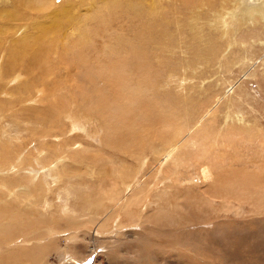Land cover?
<instances>
[{
    "label": "rangeland",
    "instance_id": "obj_1",
    "mask_svg": "<svg viewBox=\"0 0 264 264\" xmlns=\"http://www.w3.org/2000/svg\"><path fill=\"white\" fill-rule=\"evenodd\" d=\"M2 1L4 0H0L2 11L18 8L21 15L13 22L14 26H18L17 29L9 28L11 36L5 38L8 41L2 40L3 45L0 44V64L9 56L8 48H11L14 42L17 49L25 51L22 44L26 35H32L30 32L38 35V25L41 26L42 21L46 20L41 17L43 11L38 13L36 9L31 10L27 5H20L21 0L7 5L2 4ZM33 1L42 5L41 0H38V3L37 0ZM51 1L53 8L58 7L59 15L64 12L65 5L71 1H75L77 5L74 7V4H70L76 9V15L83 16L87 12L85 6L78 5L81 0ZM94 1L98 0H90L86 5L92 6L90 4ZM198 1L206 5L207 11L202 6H195ZM159 2L160 8H158ZM144 3L153 5L162 13L158 18L157 32H152L145 24L147 18H139L135 21L134 18L119 12L112 17H105L108 22L110 21V26L102 27L109 46L117 44L121 37L126 38L128 33L129 36L135 37V44L138 43L139 48L142 36H147V43L149 41L150 44H154L153 40L157 42L156 45L144 47L146 58L142 57V54L140 58L146 63L153 62L150 68L156 67L154 71L148 64H146L148 67L145 66L148 70L145 67L144 70H140L139 67L135 69L130 64L129 69L135 73V77L139 76L141 79L139 77L138 79L144 82H140V85L134 78L128 86L119 85L120 91H123L121 95H116L113 90L107 89V78L104 83L95 78L100 85L102 95L96 92V88L87 80L85 73L96 68V61L92 59L96 58L94 55L88 58L89 65L85 66L87 63L82 65L85 73L79 74V78L77 74L74 75L73 80L77 77L79 83L73 88L69 86V78L64 77L63 74H69L71 71H63L58 61L62 60V56H67L66 51L72 48L76 39L74 35L72 40L65 42V35L73 30L71 27L67 26L56 35V39L59 36L63 37L57 47L48 46L46 38L40 40L42 49H48L53 54H50L53 57L51 61L57 64L49 62V71L53 68L56 72L51 79L56 86H62V89H58L60 95L57 102H49L50 109H45L46 111L41 112L39 116L35 114L33 117L45 118L49 133H56V136L48 140V147L33 140L32 145L24 148L22 155L26 163H30L26 156L27 147H32L35 155L36 149L46 152L43 154L44 160L47 161L45 165L49 167L54 162V169L61 175H66L65 178H61L65 181L60 182L53 190L58 191L57 189L61 187L69 191L71 203L73 202L72 205L77 209V213L67 211L61 212V217L57 218V214L53 216L54 207L61 198H56L51 191L50 194L54 198L51 197L52 212H47L46 218L44 216L41 220L34 211L36 213L33 216L34 222L39 221V224L34 226L31 224L28 227L29 222L18 220L23 216L16 219L18 211L4 212V203H0L2 209L0 238L3 237L4 232L12 236H6L12 238L8 243L5 239L0 242L2 247H0V264H264V17L243 12L237 7L236 0L226 2L225 0H145ZM154 18L151 17V20ZM99 21L96 19L89 21L92 24L90 25L92 35H95L93 31L99 33L102 30L98 26ZM2 27L0 26V29ZM2 31L3 28L0 32ZM203 36H206L205 41L202 40ZM100 42L103 45L106 41L101 39ZM226 47L230 49L227 50ZM123 48H125L123 45L119 47L115 54L117 57L124 56L121 50ZM222 50L228 52L225 57L221 55ZM241 55L243 58L240 57ZM121 57L119 56L118 59ZM157 58L162 60L163 66L157 63ZM119 69H125L122 72L127 70V76L131 74L132 78V73L128 75L129 69L121 66ZM40 71L37 74H40ZM148 73L150 79L146 76ZM246 73L248 79L245 78ZM22 75L27 78L24 72ZM51 86L52 89L55 88L53 84ZM127 87L132 89L128 90ZM67 88L72 89V92H67ZM78 88L80 89L77 91ZM72 95L78 100L75 107L82 108H87L104 98L102 103L104 115L101 117L107 119V123L101 118L95 120L77 110L66 117L65 112L67 113L68 109L65 103L69 102ZM216 95L221 98L218 100ZM212 106L213 111L197 128L196 121L200 120L202 114L209 111ZM36 107H39V104ZM32 113L34 114L35 111ZM131 113L136 117L133 118ZM76 114L78 119L73 116ZM62 118L65 119L64 122H61ZM125 122L133 125L127 126ZM108 123L112 127L110 130L107 128ZM31 127L36 128V133L39 132V128L35 125ZM129 127L131 130L128 129ZM29 131L23 135L27 138L24 141L25 145L32 137L33 130L30 128ZM181 134L185 138L180 146L185 148V157L175 162L174 160L180 155L175 153L173 160L171 158L164 160L166 150H171L169 146L180 138ZM6 160L7 156L4 158V166L7 164ZM206 163H210L216 169L217 179L214 181L204 182L200 178L199 169ZM122 165L129 169L132 167L129 170L130 177L134 171L138 176L145 177L144 182H147L143 186L147 185L149 189L139 196L136 205H130L133 209L127 207V201L121 204L117 217L114 216L115 219L109 220L107 225H102L103 221L94 225L83 224V220L98 210L102 213L101 209L97 210L95 201L105 199L110 195V191L113 192L116 188L126 192L134 182L126 183V179L122 178V170L118 169ZM37 167L43 170L42 166L37 165ZM14 173L15 171L7 173V169H0L1 178L7 175L12 177ZM48 179L54 183L52 175ZM66 180L69 181L67 186ZM154 184L158 185L159 189ZM17 188L15 191L16 194H20V201L26 198L28 208L30 203L33 206L34 198L27 197L19 192V187ZM106 189L109 190L105 192ZM13 192H9L11 196L6 193L9 197L4 202L16 196ZM115 205L116 203L111 205L106 202L104 206L108 207L106 210L109 212L108 209ZM91 207L93 209H90ZM28 211H31V208ZM132 211L135 212L131 213ZM9 213L11 215L15 213L14 217L7 215ZM48 217L52 224L48 222ZM100 217L102 218V214L99 215ZM34 235L43 240L41 245L49 241H52V244L42 249L39 246L26 247V244L32 242ZM37 238L33 242H37ZM22 251L27 254L24 255Z\"/></svg>",
    "mask_w": 264,
    "mask_h": 264
},
{
    "label": "bare ground",
    "instance_id": "obj_2",
    "mask_svg": "<svg viewBox=\"0 0 264 264\" xmlns=\"http://www.w3.org/2000/svg\"><path fill=\"white\" fill-rule=\"evenodd\" d=\"M89 1L90 0H81L80 3L78 4V5H81V7L82 6H85L86 7L87 12H86V14L84 13L83 16H79L81 14L76 15V13H75V10L76 9L73 8V6H70V4H74L75 5V1H71V2L67 3L65 5V8H63V11L64 12L61 15L58 14V7L57 6H55L54 8L51 6L52 5V1L51 0H41L42 5L36 4L33 0H21V1H19L20 5H27L28 7L31 8V10H35L36 9L38 11V13L39 12L42 13V11H43L44 14L41 17L43 19H46V20L45 21H42L43 23L40 24L41 26L38 25V27H39L38 35H40V36H38L36 33L33 34L32 32H30L32 35H26V38H25L26 40L24 39L23 41H25V42L22 44V47L25 49V51H22V49L21 50L17 49L16 42H14L12 44V47L11 48H8V50H9V56L8 57L6 56L7 58L4 60V62L2 64H0V164L3 165V166H0V169H7V173L8 172L15 171V173L12 175V177H8L9 175H7L5 178H1V176H0V203H4V205H3L4 212H12V211L14 212V211H18L16 213L17 214L16 219H18L19 216H23V218L18 219V220L20 222L22 220H25V221L29 222L28 223V227L31 224H32V226L36 225L37 223L39 224V221L38 222H34L35 219H33L34 218L33 216L36 215V213L34 211L37 212V215L39 216V218L41 220L46 215V213L50 211L51 207L53 206V202H52L53 200H51V197L53 198V196H51V194H50L51 191L56 195V198L57 197H60L61 198L60 201L58 202V204L56 203V206L54 207V209H55L54 210V213L55 214L53 213V216L57 214L58 215L57 218L58 217H61V212L63 213V212H67V211L68 212H73V213L76 212L77 213V209L74 208L73 205H72L73 202L71 203V199H70V196H69L70 195L69 194V191H65V189H62L61 187H59L60 189H57L58 191L53 190V188L55 186H57L60 182L65 181V180H61V178L62 179L65 178L66 175H61V173L58 170H55L54 169V166H53V163L54 162L51 163L49 167L45 165L46 164L45 162H47V161L44 160L43 154H45L46 152L39 151V149H36V148H38V146H37L35 148L36 151H37V154L35 155V152H34L35 150L33 151L32 150L33 149L32 147H31L32 149L27 147L26 151L28 152V154L26 156H28V159L30 160V163H26V159L22 155V154H24V151H23L24 148H26V146L32 145L33 144V142H32L33 140H36V141L39 142V144L46 145V147H48V145H49V141L48 140L49 139L51 140L52 137H55L56 136V133H53V134H50L49 133L48 125H47V120L45 118H39V117H37V119H35V117H33L35 114H36V116H39L41 112L46 111L45 109H50L51 108V105H50L49 102H54V101L57 102V100L59 98V95H60V93H58V89L59 88H60V90L62 89V86H56L54 84V80L51 79L52 78V75L56 73L53 68L49 71V62H52L51 59L53 60V57L50 56L51 53L49 52L48 49H42V46H41L42 45V42H40V40L42 38H46L47 39L46 42H47V45L48 46L53 45V46L57 47L59 45L58 42H60L63 37L60 38V36H59V38L56 39V35L58 33H60V31H62L63 29H65L67 26L71 27L73 30H72L71 33L65 35V42H68L70 39L72 40V37H75V36H76V39L73 42L72 48L70 50H67L66 51L65 55H67V56H62V60L61 61H58V64H61L63 71H69V70L71 71V72L69 71L70 72L69 74H63V75H64V77L67 76L69 78V86L73 88L74 85H77V83H79L77 81L78 80L77 77H76L75 80H73L74 75L77 74V76L79 78L82 73H85L82 70L83 69L82 68L83 67L82 65L84 63H87L85 66L89 65L88 58L89 57H92L94 55V57H96V58H92V59H95V61H96V63H95L96 64V68L94 70L88 72V73H85V75L87 77V80L90 81V84H92L93 87L96 88L95 89L96 92H99L100 95H102V90L100 89V85L97 84V82H96L97 80H95V78H98L101 81H103L102 83H104V81H106L105 79L107 78V80H108V83H106L107 84V86H106L107 89L113 90V92L116 95H121L120 93H121L122 90L120 91L119 85L120 86H128V85L131 84V82H133L134 78H135V82L138 83V84H140V82H144L143 80L141 81V80L138 79L139 76L138 77L137 76L135 77V73L132 70L129 69V65L130 64H132L135 67V69H138V67H139L140 70H144V67L147 66L146 64H148L149 68L152 67V64H154L153 62H151L152 64H150L149 62L146 63V61L143 60V59L141 61L140 58H141V54L143 55L142 57L146 58L145 55H144V52H145L144 47H147L149 45H156L157 44L156 41L153 40L154 44H150L149 41L147 43V36L146 37L145 36H142L143 39L141 40V42L139 44L140 45V48H139L138 43L135 44V37L132 36V35L129 36L130 34L128 33V36L129 37L128 36H126V38L121 37V39L119 40V42L117 44H115L113 46H109V44H107L106 37H104L105 36L104 35L105 34V30H103L102 27L108 28V26H110L109 25V22L110 21L108 22V19L107 18L112 17L115 14H118V12H119L121 14H124V15H127V16H130V17L134 18L135 21H138L139 18L140 19L147 18V21L146 22L144 21L145 24L152 30V32H157L158 31L157 29L159 28L158 18H160L161 14H162L157 8H155L153 5H147V4H145L144 3L145 0H98V1L92 2V4H90L92 6H88L86 4ZM146 1H148V0H146ZM157 1H161V0H157ZM226 1L227 0H225V2ZM15 2H18V1L17 0H4V2L2 4L7 5L9 3H12L13 4ZM36 2L38 3V0ZM203 2H205V1H203ZM236 2H237V4L236 3L235 4L237 5V7H239V9L241 8V10L243 12H245V11L246 12H250L251 14H253L255 16H259L261 18L264 17V0H236ZM238 2H239V4H238ZM17 5H15V6H17ZM195 6H198V7L199 6H202L204 9L207 8L206 5H204L201 1H198ZM74 7H77V5H75ZM158 8H160V2L158 3ZM208 12H213V10H208ZM217 12L218 11H216V13ZM19 15H21V14H20L18 8L14 9V10L7 9V10H4V11H2V9H0V26H3L2 27L3 28V31L0 32V44L1 45H3V41L2 40H4L5 38L11 36L9 34V28L10 29L11 28L12 29H14V28L17 29L18 26H14L13 22L15 20L19 19V17H18ZM105 17H107V18H105ZM151 17H155V18L153 20H151ZM237 17L238 16H236V19H237ZM95 19L96 20H100L98 26L101 27L102 30L99 33H95V31H93V33L95 35H92V28L90 26L92 24L90 22H92ZM26 20H28V19H26ZM119 21H121V20H119ZM133 23H134V21H133ZM96 24H97V22H96ZM121 24L123 26V23H121ZM224 27H223V29H224ZM133 29H134V27H133ZM143 30L144 29H142V31ZM138 31H140V29H138ZM178 31H180V30H178ZM229 31L230 30H228V32ZM10 33H11V31H10ZM159 33H161V32H159ZM231 34L233 35V33H231ZM142 35H145V33H142ZM184 35H185V33H184ZM225 36H226V33H225ZM96 38H99V40H97ZM149 38H150V36H149ZM95 39H96V41H95ZM101 39L106 41V42H104L103 45L100 42ZM202 40L205 41L206 40V36H203ZM6 41H8V40H6ZM251 41L253 42V39ZM153 42H151V43H153ZM25 43H27V44H25ZM52 43H54V44H52ZM203 43H205V42H203ZM122 45L125 47V48L121 49L123 51V55L124 56L121 57V55H119L121 57V59H118L119 56L117 57L115 54L119 50V47L122 46ZM198 45H200V44H198ZM204 47H205V45H204ZM199 48L200 47H198V49ZM215 48L217 49V47H215ZM221 48H223V47H221ZM228 49H230V48H227V50ZM202 50H203V48H202ZM72 51H75V53L72 54L71 53ZM207 52H208V50H207ZM227 53L228 52H225V51L222 50V54L221 55L223 57H225ZM51 55H53V54H51ZM196 55H194V56L196 57ZM212 55L214 56V54H212ZM251 55H249V56H251ZM217 56H219V55H217ZM240 57L243 58L242 55ZM134 58H136V59H134ZM215 58H217V57H215ZM156 60H157V63L159 65L163 66L162 63H161L162 62L161 59L157 58ZM163 61H165V60H163ZM52 64H55L56 65L57 63H55V61H53ZM80 64H81V70H79ZM243 64H244V62H243ZM120 66H121V68H127V69H129L128 75L130 73H132V78H131V74H130V76H127V74H126V71L127 70L125 72H122L125 69L120 70L119 69ZM154 66L155 65H153V67ZM228 67H230V66H228ZM154 68H156V67H154ZM154 68H152V69L150 68V69L152 71H154ZM244 68H246V67H244ZM145 69H146V67H145ZM146 70H148V69H146ZM250 70H252V69L250 68ZM39 71H40V74L38 73L39 74L38 75L37 72H39ZM23 72H24V75L27 76L26 79L22 75ZM139 73H140V71H139ZM98 74L100 75V77H98ZM245 75H246L245 78L248 79V74L246 73ZM146 76L149 79L151 78L149 76V73ZM60 79H62V78H60ZM56 80L59 81V79H56ZM51 84L54 85V87H55L54 89H52ZM143 84H142V86H143ZM235 86H237V84ZM239 86H240V82H239ZM241 86H243V85H241ZM79 89L80 88H78L77 91ZM129 89H132V88H128V90ZM70 91L72 92V89L70 90L69 88H67V92H70ZM62 92H63V90H62ZM94 93H95V91H94ZM137 93H138V91H137ZM239 94H241V93H239ZM216 96L218 97V95H216ZM76 97H78V95ZM76 97L74 95H72L70 97V100H69L68 103L63 102V103H65V106L68 109L67 110V113L63 109L64 110L63 111V114L65 112L66 117H69L73 112H75L77 110L79 112H82V114H84V115L91 116L95 120L98 119V118H101V119H103L105 121V123H107V119L101 117V116L104 115L103 114V108H102V103L104 101V98H102L101 100L99 99L97 102H94V103L90 104L87 108H82L80 106L79 107L78 106L75 107V103H77V101H78ZM114 97H116V96H114ZM220 98L221 97L219 96L217 99L219 100ZM67 99H69V98H67ZM81 102H83V101H81ZM37 104H39V107H36ZM118 108H119V106H118ZM153 108H154V106H153ZM213 109H214V107L212 106V107H210V110L209 111H207L206 113L202 114L201 119L196 121V125L195 126L197 127V126L201 125V123L203 122L204 118L206 116H208L209 113L211 111H213ZM120 110H122V109L120 108ZM32 111L33 112L35 111V113L33 114ZM108 112L110 113V110ZM108 112L106 113V115H108ZM132 112H134V110H132ZM26 115H28V116H26ZM77 115L78 114H76V116L75 115H73V116L78 119ZM132 115H133V118L136 117L134 114H132ZM198 115H200V113ZM127 118L130 119V117H127ZM64 120L65 119L62 118L61 119V122H64ZM130 120H132V119H130ZM134 120H133V122H134ZM2 121H5V122H2ZM110 122H111V120H110ZM129 124L131 125L132 123H129ZM129 124L126 123L125 125L128 126ZM32 125H35L37 128H39L38 129L39 130L38 133H36V131H35L36 128L31 127ZM110 125L111 124L108 123V127L107 128L109 130L112 129V127H110ZM134 125L136 126V124H134ZM199 127H197V128H199ZM30 128L33 130V132L31 133L32 134V137L30 138V140H27V145H25L24 144V141H26L27 138H25L23 135L25 133H27V132H30L29 131ZM128 129H130V127ZM128 129H126V130H128ZM133 131L135 132V130H133ZM183 132H185V131H183ZM207 134H208V132H207ZM178 136H180V135H178ZM60 137H62V136H60ZM183 137L184 136L182 135L180 138H178L173 143H171V145L169 146V148L171 150H168V151L166 150V152H165L166 154L164 153L165 154V156L163 158L164 160L165 159H168V158H171L172 159L173 158V155L175 153L176 154H180L174 160L175 162L178 161L179 158H184L185 157V155H186L185 154L186 153L185 148L180 147L181 144L183 143L182 140L185 139ZM56 138H58V137H56ZM224 139H225V137H224ZM187 140H188V138H187ZM212 140H214V139H212ZM217 141H218V139H217ZM217 141H215V142H217ZM212 143H213V141H212ZM20 148H21V150H20ZM223 148H224V146H223ZM186 149H187V147H186ZM51 150H52V148H51ZM32 151L34 153H32ZM216 152H217V150H216ZM133 154H135V153H132V155ZM6 156H7V160H6L7 164H5L6 166H4V158ZM37 159H40V160H37ZM32 161H34V162H32ZM34 163H36V165H34ZM139 164H140V162H139ZM171 164L172 163H170V165ZM221 164H222V162H221ZM37 165H40V166L43 167V170H42L43 173L42 174H41L42 171L40 170L39 167H37ZM145 165H146V163H145ZM131 168L132 167H130V169H129L125 165H122V167L118 168V169H121L122 170L121 176H122L123 179H126V183H129L131 181L132 182L134 181L133 183H131V185L129 186L128 190L126 192H124V191H122V189L116 188L115 190H113V192L111 190L110 191V195L107 196V197H105V199H100L98 201H95L97 203V207H98L97 210L98 209H101L102 210V213L99 210H98V212H96L97 210L96 211L94 210L96 213L93 214L92 216H88L90 214V212H89L88 215H87L88 218L85 219V220H83V224L86 223V224L94 225V224H97V223H100L101 221H103L102 222V225H107V222L109 220H112L114 218V216H116V214H118V211L120 210L119 207H120L121 204H123V203H125L127 201V204H128L127 207L129 209L132 208L133 205H136V201L138 200L139 196H141L142 193L147 189V185L146 186H143V185H145V182H147V181L144 182L145 177L143 178V177L138 176V174L135 171L133 172V174L130 177L131 172H129V170H131ZM137 170H138V167H137ZM174 170H176V169H174ZM215 170L216 169H214V167L212 165H210V163L204 164L199 169V175L201 176L200 178L204 182L214 181L215 179H217L216 178V171ZM176 173H177V171H176ZM17 174H18V176H17ZM50 175H52L54 177V183H52V182L49 181L48 178L50 177ZM221 176H222V174H221ZM10 178H11V180H10ZM219 179L222 180L221 178H219ZM68 182L69 181H67L66 186H67ZM154 182H156V181H154ZM172 183H174V182L172 181ZM64 185H65V182H64ZM111 185L113 186V184H111ZM149 185H150V183H149ZM154 185L156 186V184H154ZM17 187H19V192H22L27 197H33L34 198L32 205L35 206V207L31 206V203H30V207L29 208H31V211H28L29 208L26 205V203H27L26 198L25 199L22 198L23 201H20V194H16L17 193L16 192L17 191L16 190ZM156 187L158 188L159 186L157 185ZM173 188L171 187V189H173ZM108 190L106 189L105 192H107ZM10 191H14L13 193H15L16 196L12 200L5 201L4 202L5 199H7L9 196H11V194L9 193ZM6 193L9 194V196H7ZM153 193H155V192H153ZM161 200H165V199H161ZM106 202L107 203H110L111 205H112V203H116V205L114 207H112V208H109L108 210H110V211L107 212L106 209L108 207L104 206L106 204ZM130 205H132V206L130 207ZM148 207H150V206H148ZM85 209H86V207H85ZM90 209H93V208L91 207ZM43 210H44V212H43ZM143 210H144V208H143ZM156 210H158V209H156ZM83 211H85V210H83ZM50 212H52V211H50ZM80 212H81V210H80ZM133 212H135V211H132L131 213H133ZM137 212H138V210H137ZM1 213H2V209L0 207V217L2 218ZM101 214H102V218L101 217L99 218V215H101ZM7 215H11V214L9 213ZM14 215H15V213H14ZM14 215H11L10 217H14ZM74 216H75V214H74ZM50 217H52V216H50ZM118 217H119V215H118ZM44 218H46V216ZM131 219L134 220V218H131ZM49 221H50V218L48 217V222ZM115 221H117V219ZM14 222L15 223H18V221H14ZM41 223H43V222H41ZM49 223H51V221ZM0 229H1V227H0ZM0 233L2 234V232H0ZM6 236H9L10 237L11 235L8 232H4L3 233V237L0 238V242H2L3 239H5L6 242L8 243L9 240L12 239V238H9V237H6ZM36 238H37V236L34 235L33 239H31L32 242H30L29 244H26L25 246L28 247V248L33 247V246H36V247L39 246L42 249V248H47L46 246L49 247L52 244V241H49L48 243L46 242V244L44 243L45 245H41V243L43 244V242H42L43 240H40L39 239L40 237L37 238L38 239V240H36L37 242H33V240L36 239ZM7 246H9V245H7ZM23 251H22V253H23ZM35 251H37V250H35ZM35 251H33V253ZM16 253H18V252L16 251ZM20 253H21V251H20ZM31 253H32V250H31ZM25 254H27V253H25ZM101 255H105V254H101ZM8 257H10V256H8ZM107 258H109V257H107Z\"/></svg>",
    "mask_w": 264,
    "mask_h": 264
}]
</instances>
